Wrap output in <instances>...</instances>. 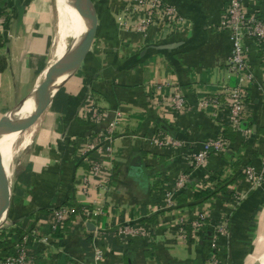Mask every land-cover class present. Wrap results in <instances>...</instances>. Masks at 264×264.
<instances>
[{
  "label": "crops",
  "instance_id": "0c3cea01",
  "mask_svg": "<svg viewBox=\"0 0 264 264\" xmlns=\"http://www.w3.org/2000/svg\"><path fill=\"white\" fill-rule=\"evenodd\" d=\"M154 1L172 14L154 10L137 31L131 20L147 12L130 17L132 0H93L94 35L45 110L33 141L38 157L11 187L0 248L28 234L34 264H203L212 248L225 264H240L250 253L264 213V179L250 181L243 170L264 164V48L243 40L253 73L242 114L250 130L245 134L231 129L222 112L223 86L237 84L227 65L232 44L221 25L229 0ZM20 6L21 14L15 0H0V117L37 81L39 88L48 80L58 56L52 57L55 0H20ZM242 8L264 18V0H242ZM177 91L183 97L178 107L172 100ZM214 94L222 110L201 107L200 97ZM88 104L106 115L93 122ZM36 116L23 112L20 127ZM110 127L114 176L105 189L91 187L84 195L77 186L88 165L77 152ZM15 129L8 143L17 139ZM216 140L225 142V150L210 148L196 164L195 156ZM181 175L186 179L177 205L167 207L165 193ZM61 205L89 206L91 212L86 219L68 216L51 232V212ZM201 214L204 225L193 231L190 220ZM126 226L140 231L124 232ZM44 235L49 239L41 242ZM96 249L100 260L94 259Z\"/></svg>",
  "mask_w": 264,
  "mask_h": 264
},
{
  "label": "built area",
  "instance_id": "2783aa9c",
  "mask_svg": "<svg viewBox=\"0 0 264 264\" xmlns=\"http://www.w3.org/2000/svg\"><path fill=\"white\" fill-rule=\"evenodd\" d=\"M133 4L128 5V14L130 17L136 16V13L140 10L147 12V17L142 18L138 22L131 20L130 26L137 31H142L154 16L153 11L157 10L165 13L169 16L172 14V10L168 6L159 7L154 0H132ZM159 16V15H158ZM131 18V19H132ZM222 28L227 31L232 44V50L228 56V70L231 74L236 76L237 84L230 86L225 84L223 86V92L226 102L227 111L221 109V101L219 94L201 96L199 101L201 107L211 105L216 110H222L223 116L227 125L231 129H242L247 134L250 132L249 128H244L242 125L243 107L245 104L246 87L248 82L252 79V69L248 64V58L244 50V39L252 38L261 48H264V18L259 12H251L246 14L242 8V0H229L228 6L222 17ZM176 92L173 97V103L176 107L182 105L183 97ZM86 110L89 113V117L93 122L100 121L106 114L103 110L94 108L91 104L86 105ZM112 128L110 127L108 132L102 133L95 141H86L80 147L77 152V156L81 161H84L88 165V170L79 179L78 188L79 191L86 195L91 187L105 189L108 182L114 176V147L112 146ZM213 148L215 152H223L225 150L224 141H212L205 149L195 156L196 164H201L209 154V149ZM245 177L253 182H260L264 179V164L259 168H255L252 165H247L243 170ZM185 175H181L175 183V187L165 193L164 205L167 207H174L177 205L176 194L177 191L185 184ZM91 212L89 206L80 207L78 205H61L54 208L50 215V228L51 232H54L58 228L63 226V223L68 216H77L83 219ZM190 227L193 231L201 230L204 225L203 215L201 214L197 218L190 220ZM218 231L220 234L225 233V223L221 224ZM131 231L138 233L137 229H131L130 226L124 228V232ZM144 231V230H141ZM182 233L185 234V230L182 227ZM34 234V233H33ZM28 234H23L18 237L12 245L8 247L0 248V264H34L35 255L30 251L28 247ZM49 236L44 235L40 241H48ZM214 247V243H212ZM211 249V248H210ZM102 253L99 249L94 252V259L100 260ZM203 264H225L223 260L218 257V253L214 252V248L211 249L209 255L205 258Z\"/></svg>",
  "mask_w": 264,
  "mask_h": 264
},
{
  "label": "bare ground",
  "instance_id": "6f19581e",
  "mask_svg": "<svg viewBox=\"0 0 264 264\" xmlns=\"http://www.w3.org/2000/svg\"><path fill=\"white\" fill-rule=\"evenodd\" d=\"M73 1L72 0H55V4L57 8V29L58 31H57L55 49L52 53L53 54L52 57L57 54L58 56L56 57L58 58L57 60L55 59L56 57L54 58L52 68L49 69L48 75L52 73V70L55 67L54 64L57 63V61L64 54L66 49L71 46L72 40L75 39L73 43L74 45L80 39L81 34L86 29L88 20L86 16H84V14L81 12L78 4L74 1L77 18L79 22V32H78V28H77V32H75L76 16H75V11H74ZM74 34H76V36H74ZM70 71H71L70 68H68L64 72V74L60 77L59 80L62 81L70 73ZM46 84H47V81L41 87L37 88L38 81L36 82V84L33 86L30 92V96L28 100L25 102V105L22 108V112H20L19 115L14 116L12 119L8 121V123L5 126L4 133L1 135L0 150H1V155H2L3 166L7 174H6L4 185L0 192V214L3 212V210L7 208L9 204V197L11 194L10 193L11 184H12V179L14 175L13 166L10 163L11 159L9 158L10 154L8 156V153H7V144L10 139V134L13 132L15 127H17L14 131V135H16L17 139L20 134L24 133L23 138H22L23 139L22 144L29 142L30 130H32L36 126V122L34 121L39 118H37L36 116L32 118L31 121L29 120L30 122L27 123L26 126L21 125V127L19 124V118L23 112H26V111L30 112V109L33 106L34 102L38 101L43 96L44 90L46 88ZM21 119L24 123V121L27 118H21ZM27 130H29L28 133H25ZM12 143H14V141ZM11 157H12V154H11ZM3 220H4V216L0 219V224L1 222H3ZM261 264H264V257L263 258L261 257Z\"/></svg>",
  "mask_w": 264,
  "mask_h": 264
},
{
  "label": "water",
  "instance_id": "95a60500",
  "mask_svg": "<svg viewBox=\"0 0 264 264\" xmlns=\"http://www.w3.org/2000/svg\"><path fill=\"white\" fill-rule=\"evenodd\" d=\"M74 1L78 4L81 12L84 14V16H86L88 20L86 29L81 34L80 39L74 45L68 47L55 64V67L47 80L43 96L38 101L34 102L33 106L30 109V112L32 113H42L48 107L54 94L57 92L62 83V81L59 80L60 77L82 56L94 35L97 18L93 3L91 2V0ZM15 4L18 7L19 13L21 14L22 7L20 6V0H15ZM29 96H27V98H25L23 101L11 107L0 117V138L4 133V129L8 121L22 112V108L25 105V102L28 100ZM6 174L7 173L3 166L0 150V192L4 185ZM5 210H3V212H5Z\"/></svg>",
  "mask_w": 264,
  "mask_h": 264
},
{
  "label": "rangeland",
  "instance_id": "374dc122",
  "mask_svg": "<svg viewBox=\"0 0 264 264\" xmlns=\"http://www.w3.org/2000/svg\"><path fill=\"white\" fill-rule=\"evenodd\" d=\"M91 2L93 3V0H91ZM54 31H55V28H54ZM45 110L42 113H40L39 119L36 122V126L32 130H30V137H29L28 143L22 144V141H23L22 138L24 135V133H22L19 135L18 139L14 140V143L7 144V153H10V151L12 150V157H11V154L9 157L11 159L10 163L12 164L13 170H14L13 171L14 176L12 179V186H11L12 188L13 186L17 184V181L22 176H25L26 178V175L28 173L27 166L30 164V162L35 157H38V153H36L33 150V141L36 140V138L38 137L37 132L38 130H40L41 122L44 118L43 116H44ZM28 131L29 130H27L25 133H28ZM263 205L264 204H262V207ZM261 210L264 212V209H261ZM4 213L5 212H3L0 215V219L4 216ZM262 215H260L261 216L260 217V227L257 229V231L254 233V236H253L254 245L249 250L250 253L246 255V257L240 264H261V257L262 258L264 257V215L263 216ZM1 226L2 224H0V227Z\"/></svg>",
  "mask_w": 264,
  "mask_h": 264
},
{
  "label": "trees",
  "instance_id": "16d2710c",
  "mask_svg": "<svg viewBox=\"0 0 264 264\" xmlns=\"http://www.w3.org/2000/svg\"><path fill=\"white\" fill-rule=\"evenodd\" d=\"M201 193H198L197 195L200 196V195H203L204 193L202 191H200Z\"/></svg>",
  "mask_w": 264,
  "mask_h": 264
}]
</instances>
